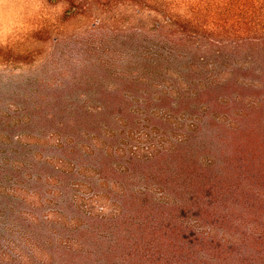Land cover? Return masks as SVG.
Instances as JSON below:
<instances>
[{
	"label": "trees",
	"instance_id": "16d2710c",
	"mask_svg": "<svg viewBox=\"0 0 264 264\" xmlns=\"http://www.w3.org/2000/svg\"><path fill=\"white\" fill-rule=\"evenodd\" d=\"M47 1L148 11L150 50L108 83L0 78V264H264V0ZM139 125L163 141L147 155ZM142 165L155 185H131Z\"/></svg>",
	"mask_w": 264,
	"mask_h": 264
},
{
	"label": "rangeland",
	"instance_id": "374dc122",
	"mask_svg": "<svg viewBox=\"0 0 264 264\" xmlns=\"http://www.w3.org/2000/svg\"><path fill=\"white\" fill-rule=\"evenodd\" d=\"M66 7L65 3L52 4L47 0H0V45L12 52L8 58L0 57L2 80H44L49 84L67 82L72 86L79 78L92 77V81L96 83H108L113 82V76L109 72H114L120 67L126 71L128 65L134 63L131 60L133 55L140 56L141 52H149L150 43L147 37L150 35L153 20L150 12L145 11L139 15L132 5L114 1L103 8H94L85 15L66 21L63 19ZM101 58L109 60V66L98 68ZM83 92L92 95L91 89L86 85L82 87ZM182 114L181 110L176 109L174 120L181 118ZM229 117L234 116L230 113ZM156 120L160 121L163 130L167 121ZM152 133L156 131L147 125L136 127L133 133L135 139L132 140L141 147V154H150L155 150L154 145L163 144L160 139L148 135ZM201 144H195L201 157H209L211 151L208 147L201 150ZM138 168L134 173L136 179L131 183L132 186L137 187L144 182L151 185L157 183L156 178L149 175L147 166ZM107 178L114 177L108 174ZM152 195V199L167 200L160 187H156ZM92 211L105 216L117 214L116 205L107 198L97 202L96 207L93 205ZM206 216L198 219L194 214H190L189 222L200 229V235L207 234L210 230L208 226L211 219ZM151 219V222L156 223V218ZM100 241L106 247L109 245L107 237H101ZM103 256L102 260L109 257L107 254ZM116 257H123V254L118 252ZM95 258L91 255L85 259L87 262H93Z\"/></svg>",
	"mask_w": 264,
	"mask_h": 264
}]
</instances>
